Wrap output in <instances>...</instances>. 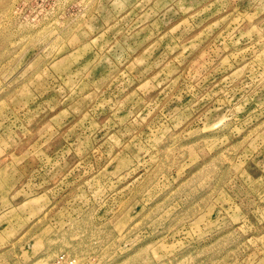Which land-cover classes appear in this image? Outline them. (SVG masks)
<instances>
[{
    "label": "rangeland",
    "instance_id": "374dc122",
    "mask_svg": "<svg viewBox=\"0 0 264 264\" xmlns=\"http://www.w3.org/2000/svg\"><path fill=\"white\" fill-rule=\"evenodd\" d=\"M264 264V0H0V264Z\"/></svg>",
    "mask_w": 264,
    "mask_h": 264
},
{
    "label": "built area",
    "instance_id": "2783aa9c",
    "mask_svg": "<svg viewBox=\"0 0 264 264\" xmlns=\"http://www.w3.org/2000/svg\"><path fill=\"white\" fill-rule=\"evenodd\" d=\"M54 264H90V263L86 260L79 261L75 258H70L63 254H60L59 256L56 257Z\"/></svg>",
    "mask_w": 264,
    "mask_h": 264
}]
</instances>
